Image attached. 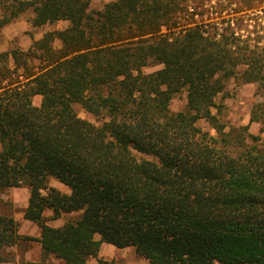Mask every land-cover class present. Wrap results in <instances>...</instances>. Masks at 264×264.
Here are the masks:
<instances>
[{
	"label": "trees",
	"instance_id": "16d2710c",
	"mask_svg": "<svg viewBox=\"0 0 264 264\" xmlns=\"http://www.w3.org/2000/svg\"><path fill=\"white\" fill-rule=\"evenodd\" d=\"M200 5L0 0V30L29 10L34 29L67 22L0 51V191L28 187L23 216L40 227L45 257L87 264L106 242L150 264H264V137L226 128L217 103L230 79L255 83L262 99L249 122L264 132V46L230 19L197 21ZM182 90L186 107L173 112ZM69 213L78 216L50 224ZM22 238L0 212V262Z\"/></svg>",
	"mask_w": 264,
	"mask_h": 264
},
{
	"label": "rangeland",
	"instance_id": "374dc122",
	"mask_svg": "<svg viewBox=\"0 0 264 264\" xmlns=\"http://www.w3.org/2000/svg\"><path fill=\"white\" fill-rule=\"evenodd\" d=\"M91 6L95 9H101L103 5L111 0H90ZM200 7L194 18L197 21H207L216 24L219 28L227 26L228 22L221 23V20L230 19V27L235 29L236 34L241 35L243 39H248L251 45L257 44L264 46V0H199ZM32 18L31 10L23 13L14 21L6 25L0 30V51L9 50L15 46L27 49L33 39L41 37V35L50 29H62L67 22L57 21L55 23L46 24L41 28L34 29L31 27L30 20ZM163 30L166 31L164 28ZM55 45L60 46V41L56 40ZM161 67L160 65H149L143 68L144 72H152ZM262 99L255 83H242L237 79H230L226 85L223 94L217 98L220 104V119L226 124V128L231 126H239L249 124V130L253 134H260L263 125L258 122L250 123V115L254 106ZM186 91L182 90L171 100L170 109L173 112L183 110L186 107ZM41 96L33 97V103L39 105ZM78 115L95 124H100L99 117L87 112L79 104L75 105ZM217 112V109L213 110ZM199 126L204 129H210V125L205 120L198 122ZM137 158H151L146 154L134 151ZM48 184L61 190L69 192L64 184L54 178H49ZM29 189L27 186L11 187L0 191V212L12 215L19 222L18 231L23 236L19 242L7 247L5 253L7 260L0 264H21L23 261L35 259L40 261L46 259L47 262L59 264L60 260L53 255H45L42 253L40 243L37 241V232L39 227L36 223L27 221L23 218V212L27 204ZM47 215H51L47 212ZM78 213L65 214L62 217L51 220L50 224L54 226L62 225L66 220L77 217ZM108 244V243H105ZM110 245V244H108ZM109 248H104L102 260L97 264H148L145 258L138 256L133 247L122 249L119 256L111 253Z\"/></svg>",
	"mask_w": 264,
	"mask_h": 264
},
{
	"label": "crops",
	"instance_id": "0c3cea01",
	"mask_svg": "<svg viewBox=\"0 0 264 264\" xmlns=\"http://www.w3.org/2000/svg\"><path fill=\"white\" fill-rule=\"evenodd\" d=\"M32 12V11H31ZM22 15V14H21ZM32 16H33V12H32ZM28 198H29V192H28V197H27V203H28ZM26 206H27V204H26ZM26 208V207H25ZM23 214H24V212H23ZM23 218H24V216H23ZM16 219V218H15ZM25 219V218H24ZM17 220V219H16ZM25 220H27V219H25ZM27 221H30V220H27ZM30 222H32V221H30ZM34 223V222H33ZM18 226H19V222H18ZM39 227V226H38ZM40 235V227H39V231L37 232V237ZM106 242H102L101 243V246H100V249H99V254H98V257H92V258H90L88 261H87V264H97V263H100L101 261L103 262V260H102V255H103V250H104V248H109V250H111L112 252V254L114 255L115 254V256H119L120 255V252L119 251H121L122 249H124V248H118V247H116V246H114L113 244H110V243H108V244H110V245H108V244H105ZM147 260V259H146ZM27 261H36L35 259H32V260H27ZM147 262H148V264H150L149 263V261L147 260Z\"/></svg>",
	"mask_w": 264,
	"mask_h": 264
}]
</instances>
